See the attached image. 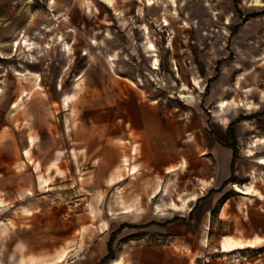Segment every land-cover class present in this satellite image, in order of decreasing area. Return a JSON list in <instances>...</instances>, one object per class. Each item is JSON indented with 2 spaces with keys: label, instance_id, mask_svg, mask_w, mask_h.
<instances>
[{
  "label": "rangeland",
  "instance_id": "374dc122",
  "mask_svg": "<svg viewBox=\"0 0 264 264\" xmlns=\"http://www.w3.org/2000/svg\"><path fill=\"white\" fill-rule=\"evenodd\" d=\"M173 2L0 0V264H74L110 227L194 210L217 264H264V0Z\"/></svg>",
  "mask_w": 264,
  "mask_h": 264
},
{
  "label": "crops",
  "instance_id": "0c3cea01",
  "mask_svg": "<svg viewBox=\"0 0 264 264\" xmlns=\"http://www.w3.org/2000/svg\"><path fill=\"white\" fill-rule=\"evenodd\" d=\"M231 143L232 137H225L223 144L230 145ZM212 148V151L218 160V165L220 166V174L217 175L214 181L216 182V185H220L225 181L228 174H230L229 169L230 162L232 163L233 160V150L225 148L219 144H216ZM206 188L207 186L203 187L201 192L203 189L206 190ZM157 195L158 194L152 198L155 199ZM184 196H186V194L182 195V197ZM197 199L192 197L188 202L186 201V203H188V206L186 207H189L188 210H185L184 208H181L183 210H177L178 208L175 209L174 204L176 203L174 202L171 203V207L168 204L166 207L172 211L175 210L188 213V211H191L189 203L197 202ZM228 202L229 201H226V203H224V206L220 211L221 220H224L222 213L227 208L229 204ZM194 206L197 207V204ZM157 209H161L160 205H157ZM189 215L193 216V219L188 218L190 220L174 221L173 215L164 222L155 221L150 223L152 225L133 223L125 226L123 229L119 226H116L114 229H111L110 227L108 230H104L96 235V240L94 241L92 248H88L86 251L84 250L83 254H85V260L74 262V264H101V261L109 254L108 244L112 239H114L112 244L114 259L106 264H112V262L119 259L122 261V264H217L216 262H221V258H217L213 254H210L209 251L204 250L203 247L206 244L197 237L198 234H201V228L197 225L200 224L199 220H203L204 212H196L194 210L192 213L190 212ZM134 226L143 227L138 228ZM229 239L230 238L225 237L222 242L221 251L225 254L239 250L237 248L224 252L223 247L227 244V240ZM255 239L256 237L250 241H254ZM258 241L259 240L255 241V243ZM233 242L237 241L233 240Z\"/></svg>",
  "mask_w": 264,
  "mask_h": 264
},
{
  "label": "bare ground",
  "instance_id": "6f19581e",
  "mask_svg": "<svg viewBox=\"0 0 264 264\" xmlns=\"http://www.w3.org/2000/svg\"><path fill=\"white\" fill-rule=\"evenodd\" d=\"M169 1L171 2V6H172L173 8H177V5L175 4V2H173V0H169ZM153 3H154L153 1H149V4H150V5H152ZM112 7H113V6H112ZM169 25H170V23H169L167 20H164V25H163V26H169ZM143 29H144V32H145L146 35L149 34V28H148L147 25H144ZM146 35H145V36H146ZM59 42H60V44H62V46H63L64 48H67L68 51H70V45L67 44V43H65L64 40H63L62 38H60ZM25 43H26L27 46H30V45H29V40H28V39H26ZM32 44H33V43H32ZM33 45H34V44H33ZM19 46H20V44H19L18 42H16V43L14 44V47H15L16 49H19ZM145 48L147 49V51H148L149 53H153L152 56H156V55H155V52H156L157 49H156V46L154 45V43H152V42L147 43ZM151 67H152V69L155 70V71H156V70H159V63H158V60H157V59H155V60L151 63ZM174 69L176 70L177 68H174ZM81 78H82V75L79 76L77 80H79V79H81ZM183 90H188V89H187V88H184ZM183 98H186V97H183ZM228 105H229V102H228V101H227V102H226V101H222V102L219 103V105L217 106V108L220 109V110H225V108L228 107ZM14 106H15V105H14ZM126 163H127V162H126ZM261 163L264 165V160H262ZM126 166H127V164H126ZM135 173H136V168H133V170H132V174H135ZM47 186H48V185H47ZM234 188H235L236 192L242 193V194H244V195L249 196V195L251 194L250 189H244V188L240 187L239 185H238V186H237V185L234 186ZM0 205H1V201H0ZM180 210H183V209H180ZM225 211H226V210H224L223 213H225ZM133 212H134V210H133V207H132L131 209H129L128 211H126V214H131V213H133ZM105 225H106V224H105ZM106 227H108V226L106 225ZM224 239H225V238H224ZM246 247H250V248L256 247V243H255V242H248V243L233 242V240L229 239V240H227V244L224 245L223 248H224V252H228L229 250H233V249H237V248H238V249H244V248H246ZM68 257H69V253H65V254L59 259L58 263H59V264H64V263L67 261ZM30 264H37V261H31ZM113 264H121V261H116V262H114Z\"/></svg>",
  "mask_w": 264,
  "mask_h": 264
},
{
  "label": "trees",
  "instance_id": "16d2710c",
  "mask_svg": "<svg viewBox=\"0 0 264 264\" xmlns=\"http://www.w3.org/2000/svg\"><path fill=\"white\" fill-rule=\"evenodd\" d=\"M232 126L233 124L230 126V133H231V137H232V144L228 146V148L232 149L233 150V160H232V164H231V173H232V176L231 178L228 180L229 182L231 181H234V173H235V161L237 160L238 158V150L236 149V144H237V137H236V134H235V131L232 129ZM201 199H199L198 201H200ZM178 220H181L180 218H175L174 221H178ZM152 225V224H150ZM148 226V225H147ZM131 227V226H130ZM134 227H138V228H141L143 226H134ZM132 227V228H134ZM124 226L121 227V229H123ZM113 240L112 239L110 241V243L108 244V249H109V254L101 261V264H106L108 263L109 261H111L112 259H114V251H113Z\"/></svg>",
  "mask_w": 264,
  "mask_h": 264
}]
</instances>
